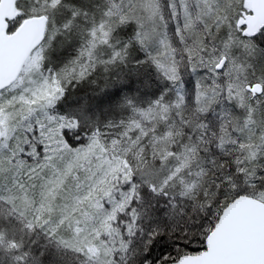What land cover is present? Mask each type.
<instances>
[{
  "label": "snow or ice",
  "instance_id": "obj_1",
  "mask_svg": "<svg viewBox=\"0 0 264 264\" xmlns=\"http://www.w3.org/2000/svg\"><path fill=\"white\" fill-rule=\"evenodd\" d=\"M0 264H264V0H0Z\"/></svg>",
  "mask_w": 264,
  "mask_h": 264
}]
</instances>
